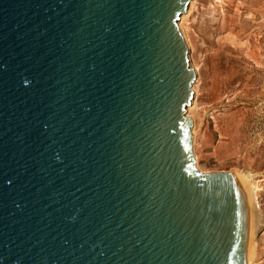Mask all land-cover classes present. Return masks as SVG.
Wrapping results in <instances>:
<instances>
[{
  "label": "water",
  "instance_id": "95a60500",
  "mask_svg": "<svg viewBox=\"0 0 264 264\" xmlns=\"http://www.w3.org/2000/svg\"><path fill=\"white\" fill-rule=\"evenodd\" d=\"M190 0H0V264H245L233 171L185 115Z\"/></svg>",
  "mask_w": 264,
  "mask_h": 264
},
{
  "label": "rangeland",
  "instance_id": "374dc122",
  "mask_svg": "<svg viewBox=\"0 0 264 264\" xmlns=\"http://www.w3.org/2000/svg\"><path fill=\"white\" fill-rule=\"evenodd\" d=\"M186 15L178 27L197 68L195 166L255 185L252 264H264V0H194Z\"/></svg>",
  "mask_w": 264,
  "mask_h": 264
},
{
  "label": "bare ground",
  "instance_id": "6f19581e",
  "mask_svg": "<svg viewBox=\"0 0 264 264\" xmlns=\"http://www.w3.org/2000/svg\"><path fill=\"white\" fill-rule=\"evenodd\" d=\"M194 1V0H193ZM193 1L190 0L188 3L186 11L180 16L178 25H181V21L185 19L187 16L189 9L191 8ZM184 21V20H183ZM194 72H197V68L193 67ZM196 79V78H195ZM195 81V80H194ZM194 83V82H193ZM193 96L191 98L190 104L186 108L185 115L190 119L192 122L191 128V136L192 140H195L197 134V125L195 124L197 121L198 116L200 115L199 112L195 109V97L197 95V86L192 84ZM196 160V156H195ZM197 166V165H196ZM237 187L239 191V198L241 203V211L243 215V223L245 227V243H244V262L245 264H252L253 260L255 259L256 249H255V234L258 230L260 225V221L256 218V194H255V185L249 181L247 176L239 175L234 172Z\"/></svg>",
  "mask_w": 264,
  "mask_h": 264
}]
</instances>
